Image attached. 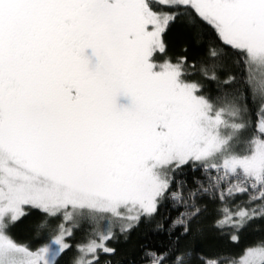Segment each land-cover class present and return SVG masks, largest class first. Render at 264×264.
Wrapping results in <instances>:
<instances>
[{
  "label": "snow or ice",
  "instance_id": "snow-or-ice-1",
  "mask_svg": "<svg viewBox=\"0 0 264 264\" xmlns=\"http://www.w3.org/2000/svg\"><path fill=\"white\" fill-rule=\"evenodd\" d=\"M256 221L264 0H0V264H264Z\"/></svg>",
  "mask_w": 264,
  "mask_h": 264
},
{
  "label": "trees",
  "instance_id": "trees-1",
  "mask_svg": "<svg viewBox=\"0 0 264 264\" xmlns=\"http://www.w3.org/2000/svg\"><path fill=\"white\" fill-rule=\"evenodd\" d=\"M23 229V226H21ZM261 238H264V221H256L248 227L244 232L242 239L238 245L229 246L226 248V252L231 257H235L239 260L243 256V249L250 245L257 243ZM137 239V233H133L128 245L135 242ZM128 245H121V247H127Z\"/></svg>",
  "mask_w": 264,
  "mask_h": 264
},
{
  "label": "rangeland",
  "instance_id": "rangeland-1",
  "mask_svg": "<svg viewBox=\"0 0 264 264\" xmlns=\"http://www.w3.org/2000/svg\"><path fill=\"white\" fill-rule=\"evenodd\" d=\"M88 54L90 55V50H88ZM128 101H127V98L126 97H118L117 98V103L118 104H126Z\"/></svg>",
  "mask_w": 264,
  "mask_h": 264
}]
</instances>
